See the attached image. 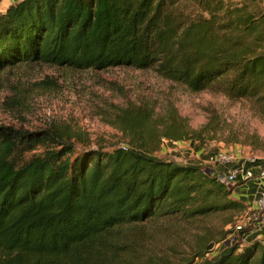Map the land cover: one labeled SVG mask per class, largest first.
Segmentation results:
<instances>
[{"label":"trees","instance_id":"16d2710c","mask_svg":"<svg viewBox=\"0 0 264 264\" xmlns=\"http://www.w3.org/2000/svg\"><path fill=\"white\" fill-rule=\"evenodd\" d=\"M22 62L151 68L264 112V0H17L0 11V71ZM121 119L128 143L111 150L69 130L0 125V264H138L162 222L247 209L233 195L241 182L157 154L164 139L205 140L177 111L164 124L144 108ZM234 216L186 264H264V244L243 243L251 226L230 237Z\"/></svg>","mask_w":264,"mask_h":264},{"label":"rangeland","instance_id":"374dc122","mask_svg":"<svg viewBox=\"0 0 264 264\" xmlns=\"http://www.w3.org/2000/svg\"><path fill=\"white\" fill-rule=\"evenodd\" d=\"M141 108L151 109L159 124L175 110L191 128L203 130L204 141L183 140L181 147L162 140L157 152L161 157L172 155L175 149L180 153L193 142L207 151L225 146L247 158H264V112L254 98H229L216 88L195 92L151 68L81 70L22 62L0 71V125L69 130L77 142L111 150L128 143L118 125L122 116ZM232 213L235 222L244 214L228 210L190 222H162L153 242L154 256L151 260L139 257L138 264H153L158 258H164L166 264H186L209 235L225 228ZM221 247L215 246L210 256L215 258Z\"/></svg>","mask_w":264,"mask_h":264},{"label":"crops","instance_id":"0c3cea01","mask_svg":"<svg viewBox=\"0 0 264 264\" xmlns=\"http://www.w3.org/2000/svg\"><path fill=\"white\" fill-rule=\"evenodd\" d=\"M17 0H1L0 1V11H4L10 3ZM180 147L185 141H176L174 142ZM187 149L181 150L180 153L176 152V149L172 155L164 157L165 159H171L178 162H187V163H203L217 175L220 174H229L235 169L239 170L238 179L241 182L236 186L233 195L242 200L247 204V209L243 211V219L252 218L251 223L247 226H251V229L246 232L243 236L244 244H251L255 241H260L264 244V224L261 222V216L264 215V212H259L256 209V201L262 188V180L258 176V166L260 159L258 158H247L235 148L234 152L236 158L231 162H220L212 161V158L218 154L226 151L232 152L228 147L220 146L218 148H213L207 151L202 146L196 145L193 142H190ZM254 159V160H253ZM238 182V181H237ZM237 230L234 228L230 237H233Z\"/></svg>","mask_w":264,"mask_h":264},{"label":"built area","instance_id":"2783aa9c","mask_svg":"<svg viewBox=\"0 0 264 264\" xmlns=\"http://www.w3.org/2000/svg\"><path fill=\"white\" fill-rule=\"evenodd\" d=\"M235 158H236V154L233 151L232 152L226 151L213 157L212 161L231 162L234 161ZM238 175H239V170L235 169L229 174H220L219 178L222 182L228 184H234L237 182ZM258 176L262 180V188L260 189V193L256 201V209L259 212H264V158L260 159L259 161ZM251 219L252 218L243 219L238 225H236L235 229L241 230L242 228L246 227L248 224L251 223ZM261 222L262 224H264V215L261 216Z\"/></svg>","mask_w":264,"mask_h":264}]
</instances>
